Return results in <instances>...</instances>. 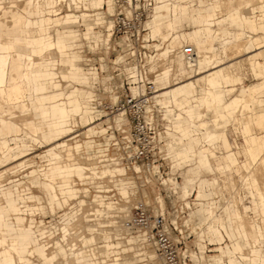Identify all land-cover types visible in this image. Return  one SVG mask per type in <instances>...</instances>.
Here are the masks:
<instances>
[{"label": "rangeland", "instance_id": "rangeland-1", "mask_svg": "<svg viewBox=\"0 0 264 264\" xmlns=\"http://www.w3.org/2000/svg\"><path fill=\"white\" fill-rule=\"evenodd\" d=\"M75 1L77 0L62 1L64 9H66V5L70 9L69 11L67 9L64 10L61 15L67 13L68 18L70 17L73 20L77 19V15L84 11L92 13L97 10L91 6L90 0L85 2L86 9L85 7L74 5L73 2ZM190 1L197 3V0ZM200 1L206 5L214 0ZM235 1L221 0L219 3L221 11L217 13V17L227 16L230 12L235 11L238 3ZM25 2L26 0H0V21L15 36L24 38L21 31L24 29L29 30L37 37L35 27L29 23L30 21L38 20L39 16L36 15V12L34 14L27 13L28 4H34V0H27V6ZM253 2L256 5L264 3V1L259 2L258 0H253ZM104 4L106 5L105 2ZM254 4L243 6L240 10L245 8V11H248L249 8L246 7L255 6ZM71 7L79 8V10L75 12L71 10ZM237 8L239 7L237 6ZM105 9V6L103 9H100L103 12L102 17L104 18V22L101 25H99L101 23L99 21L80 20L77 24L56 26L60 30H78L76 32L70 31L56 35L54 31H51L50 34L54 38L51 41L53 42L52 49L58 51L60 54L52 56L49 60L37 61L34 68L43 69L42 66L45 63H51L55 66L52 71L53 73L39 77L38 79L42 80L39 82L40 86L46 87L48 93L54 92L53 84L57 80L61 84V87L60 85L58 86L60 88L58 91H63L60 97L51 99L50 104L48 101H45V103L31 106L28 93H25L22 87L18 94L17 103L14 101L0 100V114L4 117L22 119L25 116L27 117V115L44 111L42 121H55L53 116L56 112H61V118L71 120V124L65 129L59 130L55 127L52 131L53 133H42L41 136H34L30 132L25 131V129H20L13 119L0 125V171L3 170V173L0 175V193H7L5 198L1 197L0 208H9L10 205L15 204L23 206L26 209L25 214L21 211H8L7 217L5 218L11 222L12 227L5 231V234L18 235L22 244L32 245L31 250L34 253L33 255L25 254V259L28 262L32 261L36 264H43L42 260L35 259V250L43 246L41 241L45 239L49 240V244L52 245L50 248L54 249H56V241L62 244H75L76 248L73 246L68 249V255L69 250H73L76 253L80 247L86 250L94 248L96 255L92 258L95 260V264H111L113 262L111 260L112 258H117V264H152L154 260L151 262L148 258L150 256L149 254L153 253L151 245L149 243H143V246H141L137 240L134 242L127 241L132 236L139 238L140 235H137L135 232L124 235V230L121 229V222L127 217L129 209L136 202L141 201L144 204H148L150 210L152 208L155 209L158 205L160 206L162 200L164 206L161 208L165 210L166 218L171 222L174 219L177 220V227L180 229V233L173 231L172 236L175 240L182 242V245H180L181 251H186L189 261L188 264H216L211 259V256L222 253L217 251L216 247L218 245L210 244L209 238L211 234L202 233L198 236L204 224H198V216L193 215L196 209L200 207L198 201L194 199L195 195L191 194L184 200L179 196L184 171L188 166L185 163L178 164L177 160L174 159V153L179 149V142H182L185 146L191 143L193 144L191 138L185 139L182 136V127L180 126L184 121V114L178 113L175 117L173 113H169L168 117L170 118L168 119L164 116V108L161 107L159 102H154L153 99H148L144 102L152 110L159 133L163 131L170 133L166 135L160 134L159 151L157 150L156 160L154 161L158 169L154 172L152 171L151 175L144 172L135 177L132 171L126 169L122 164L101 165L98 163L99 156L110 145V139L113 135L112 130H109L108 127L111 125L114 129L116 123L121 120V113L119 112L122 111L123 107L125 108V112H127L128 106L130 108L129 104H124L122 107L123 99L129 92L128 83L120 69L122 65L120 62L117 65H111L110 63L111 58L115 54L123 53L122 48H119V45L122 44V37L119 34L115 36L111 35L108 48L103 50V47L100 49L87 47L86 40L88 38L85 36L88 37L89 35L88 33L83 35L89 22L98 24V27L110 33L111 28L108 29L106 20L112 17L107 16ZM174 11L180 12L178 5L174 7ZM259 13V11L254 13H250L249 11V15L247 16H258ZM261 19H263L262 22L264 23V18ZM261 19L256 20L261 21ZM172 23L173 26L179 23V18L177 17V20L172 21ZM192 28L193 25L186 22L178 32L182 30L190 32ZM145 31V29L140 30V37L136 40V43L134 42L132 57L148 65L146 61L147 55L150 53V56H153L151 61L155 60V65L152 69L148 68L146 70L149 77L153 74L152 78H154V75L161 67L168 65H171L176 76L180 72H183V70H187L184 60H181L182 63L180 62L183 65L178 64V43L175 44L176 53L172 52V55L166 57L154 55L158 51L146 44L152 42L150 39L145 40L142 37ZM229 31L230 33L227 36L233 37L241 29L234 25ZM79 32L82 35L75 37V34ZM93 32L91 31V35ZM246 32L249 33L248 31ZM258 34L256 36H264V30H260ZM237 40L238 42L240 40H242L241 42H245L242 36L237 38ZM160 41L161 39H158V42ZM182 41L183 45L192 43L189 39H183ZM14 42L15 39L0 37V45L14 44ZM167 42L164 41V43ZM212 43L216 47L219 46L217 41ZM18 44L24 45L20 42ZM69 44L75 45L72 50L65 49V46ZM113 44L115 49L112 50L111 45ZM26 46L29 47V43ZM81 48H83L86 55L91 56V64L95 63V66L99 67L103 63L102 69L104 71L99 69V75H97L95 70H88L89 83H94L91 85H78L69 81L71 73H84L81 68L87 67L83 63V60H80L78 54V49L80 50ZM170 48H172V43H168L165 52L169 53ZM230 48H228L229 50L227 49L228 53H226L232 58L226 61L227 64L233 62V65L237 66L239 63L238 60L240 58L243 60L235 69L236 74L240 76V80L229 83V88L234 87V90L223 98L225 101L235 96L239 97L242 87H251L261 82L264 77V73L263 75L256 76L250 69L249 62L245 59L247 55L252 53L253 47L249 48L248 53L237 51V49L233 48L234 51ZM197 50L198 52L203 51L199 48ZM12 53H15V56L9 59L8 82H11L13 72H16L18 75L21 74L30 56H36L31 52L25 53L21 50ZM0 54H4L2 49H0ZM224 55L226 54H222L221 57L226 58L228 56ZM62 66H67L68 70H61ZM188 75L191 76L193 74L189 73ZM109 77L108 84H110V87L107 88L105 87L107 86L106 80ZM77 85L78 88L75 90ZM203 88V83L198 81L195 97H201L203 95ZM152 89L153 83L146 81L145 92L147 95L153 94L151 92ZM193 93L188 97L192 96ZM90 96L93 97L91 102L87 100ZM74 97H77L81 103L79 111L72 104L71 100ZM166 98L168 99V96ZM261 99L262 106L257 104V102L250 103L248 98H245L244 104L250 103L249 107L245 106L241 109V112L236 111L234 119L229 122L222 119L216 121L212 118V104H208L203 109L205 113L203 120L208 123V126H214L213 128L218 133H223L225 139L228 140V144L223 140H218L215 143V147L213 148L215 155L212 160L225 164L226 158L224 156L231 151L237 157V163L231 165L224 172L213 170L211 167L201 170V176L209 179L213 183L210 185V189L207 190L210 194L203 198L202 208L206 209L209 203L215 204L218 217L224 226L221 230L223 234L226 233L225 230H229V225L224 222V219L227 216H230L232 219L230 226L234 229V236H231V238L225 237V241L222 244V246H225L223 252L224 262L221 264H230L229 261L231 259L237 260V264H262L261 261L252 259L251 250L253 247L251 246V241H246L242 237L239 222L234 214V209L238 207L243 213L241 224L243 221L247 225L251 238H260L256 249H261V252H264V205L260 202L259 195L260 193L264 197V164L261 162V159H258L254 163L249 162L243 149L244 137L248 138L251 134L264 138V125H251L247 129V134L242 131L247 120L252 119L258 112L262 111L264 113V91L261 93ZM186 100L189 101L188 99ZM25 103L27 104L25 105ZM192 103L198 104V101H193ZM52 106L56 107L52 108ZM172 108L175 109V105ZM218 110H220V107H218ZM24 114L25 116H23ZM197 114L201 113L198 112ZM190 122L197 123L194 129L201 130L205 126L202 121L195 118H192ZM217 123L218 126H216ZM22 127L24 128V125ZM186 128L191 130V126L188 124H186ZM114 132L116 133L115 130ZM171 140L175 144L176 149L174 151L169 150L167 144ZM199 147L200 145L195 146L196 149ZM110 152L113 154L112 150ZM68 168L70 170H67ZM133 168L134 170L139 169L137 166ZM98 170L100 172H97ZM103 171H110L111 175L103 174ZM189 174L187 172V175ZM132 175L133 177L131 178L130 176ZM67 176L69 177L68 180L61 179V177ZM120 178H123L122 181H128L129 183L122 185L119 181ZM145 179L150 180L149 182H145ZM54 180L53 187L56 193L50 194L44 188L43 182L50 183ZM207 182L209 183V181L203 180L199 188L202 189V183ZM125 185H128V197H124L121 193L122 189H125ZM122 186L125 187L122 188ZM174 189L177 192H173ZM187 202L190 204V207H187ZM230 202L234 207L228 206ZM120 205H123L124 209H120ZM196 224H198L197 228H195ZM256 224H259L261 227L262 238L258 236L259 233L256 230ZM242 226L244 229L246 228L244 225ZM104 234L110 236L109 240L112 242L113 250H117L115 254L111 253L109 256L100 254L106 250L104 246L106 243ZM90 236L93 239L91 240L90 246H88L83 241L90 238ZM3 238L0 235V242ZM235 242L241 245V249L235 250L232 253H226V245H229L233 250V244ZM3 249L6 252L7 258L6 248ZM201 250L203 253H201ZM87 253L89 254V252ZM201 254L205 256L204 259H201ZM144 255L146 258H144ZM69 256L72 257L71 255ZM199 257L200 262H196L194 259L199 260ZM88 259H90V256ZM54 264L66 263L59 255ZM67 264L76 263L69 261ZM153 264H159L158 260L155 259Z\"/></svg>", "mask_w": 264, "mask_h": 264}, {"label": "crops", "instance_id": "crops-1", "mask_svg": "<svg viewBox=\"0 0 264 264\" xmlns=\"http://www.w3.org/2000/svg\"><path fill=\"white\" fill-rule=\"evenodd\" d=\"M61 1L62 0H57L58 4H61ZM83 1L84 0H77L76 2L83 3ZM220 1L221 0H214L213 2H210L209 4L204 5L202 4L200 0L198 1V4L190 0H164L163 2L164 4L159 5L157 7V9L165 11V13L162 16V20H159V21L154 20V21L147 22V26L151 29V35L156 38L159 37L162 40V42H157L156 49L158 50V56L163 55L165 53V51L167 50L168 43H172V47H175V43L176 42L179 43V39H180V44H181V39L182 40L189 39L192 41V43H194L197 46V48L206 50V51H212L218 47V46L217 47L214 46V44L212 43L214 41H217L218 44L220 45L222 42H225V41H238L237 38H239L240 36H242L243 39L247 38L248 36L255 37L256 35H259L258 33L260 30H264V27H263L255 32L252 30V26H251V22H252L251 20L264 18V3H260L255 6L246 7V8H249L248 11H245V8L242 11L241 10L239 11V9L236 6L235 11L230 12L227 16L219 18L217 17V13L221 11V6L219 4ZM25 3L27 6V0ZM53 4H54L53 0H52V4L50 0H34V4L29 3L27 6L28 14H34V12H36V15L39 16L38 20L30 21L29 23L31 26L35 27V33L38 35L37 37H35V35H33V33H31L29 30H24V29L21 30L24 38L15 36L10 32L7 26L2 21H0V37L15 39L14 44H1L0 49H2V52L6 53L7 50H9L10 52H17V50H21V51H24L25 53H28V52L33 53L34 55H36L33 57H36V58L42 55H45L48 52L52 53L51 57L54 55H59L60 53L54 54V51L56 50L52 49L53 42L51 41H53L54 38L50 34L51 31H54L57 35V34H63V33L70 32V31L76 32L77 30H73V29L60 30L58 27H56L57 25L77 24L80 22V20L99 21L101 22L99 25H101L104 22L103 20L104 18L102 17L103 12L100 11V9L104 5V0H90L91 6L97 10L92 13L84 11L83 13H80L77 15L78 17L77 19H73V20L70 19V17L68 18L67 13L65 15H61L63 10L59 12H53L51 13V15L50 14L44 15L45 9L47 7H52ZM164 5H168L167 8L163 7ZM177 5L180 8V12L174 11V7ZM83 6L86 9L85 2ZM113 11H114L113 6L111 4H107V9L105 12L111 14L113 13ZM197 11H202L204 13L210 14L215 22L214 25L208 27V29H210V33L207 36V38L203 39L199 43L195 41L192 35L193 29L198 25L197 24V20H198ZM249 11L250 13H254L258 11L260 13L258 16H255V15L247 16L249 15ZM177 17L179 18V23H176V25L173 26L172 21H176ZM60 20H62V22H60ZM170 21H171V25L169 29L168 24ZM106 22H107L108 29H110L112 27V19L109 18L106 20ZM186 22L193 25L192 30L190 32H185L183 30L181 32H178L179 29H181V27ZM99 25L89 22V24L87 25L88 28L86 27V32L84 34L86 33L89 34L91 29ZM234 25L238 26L241 29V31H239L233 37H228L227 35L230 33L229 29ZM246 31H248L249 33H247ZM77 35L80 36L79 33L78 34L76 33L75 37H77ZM164 41H168V42L164 43ZM19 42L24 45H19L18 44ZM28 43H29V47L26 46V44ZM73 46L75 45L69 44L65 46V49L72 50ZM250 47H253L254 51L252 50V53L247 55L245 59L249 58L250 69L256 76L263 75L264 73V57H263L264 50L263 49L264 48L261 49V57L252 59V57L255 54V50H257L252 44L248 45L244 53H248ZM231 58L232 57L228 55V57H226L221 63L211 68H208L207 65L205 64L199 65L200 70H201L200 74L193 73L192 71L193 69L189 68L187 70H183V72H180L178 76H176L171 65L163 66V68L160 69L159 71L168 72V76L157 82V88L160 90L159 92L161 96L160 99L166 103H170L172 106L175 105L176 107L175 109L174 108L167 109L164 112L165 113L164 116H166V118L169 119L170 117H168L169 116L168 114L172 113V110L176 111L177 113H180V110L183 109V107L185 108L189 104L192 106L197 105L199 107H203V109L208 104H212L213 105V108L211 110L212 118L215 119L216 121H218V119H222V120H225L226 122H229L232 119H234L236 111L241 112L242 111L241 109H243L245 106L249 107L250 103L257 102V104L262 106L261 93H263L264 91V77L261 82L251 87H248V88L242 87L240 90L239 97L235 96L226 101L223 99L226 95L233 92L234 90V87L229 88V83L240 80V76L236 74L235 69L237 66H239L242 63L243 59L240 58L238 60L239 62L238 65L235 66L233 65V62H230L228 64L226 63V61H228ZM49 59H46V60H49ZM80 60H82L81 56H80ZM180 62L182 63L181 58H178V64L183 65ZM45 64L49 65V67H44V64H43L42 66L43 69H35L33 65V69L40 70V71H44V70L47 71V69L54 70L55 66L53 64L51 63H45ZM64 67L65 66H62L61 70ZM81 70L84 71V74L88 75V70H94V69H86L82 67ZM206 71L212 73L213 80H214V87L207 86L206 80L204 79V74L206 73ZM189 73H192L193 75L190 76L188 75ZM198 81H201L204 85V88H203L204 93L201 97H195ZM81 84L91 85L94 83H89L88 81L87 83H79L78 85H81ZM78 85L75 88H78ZM60 87H61V84H60ZM185 88H189L191 91L194 90L193 95L188 98H185L183 94L181 93V90ZM167 96H168V99L166 98ZM245 98H248L250 103L244 104ZM92 99L93 97L90 96L89 99L87 100H90L91 102ZM186 99H188L190 102L187 101ZM193 101L194 102L198 101V104H193L192 103ZM218 107H220V110H218ZM181 114L185 115L184 121L182 123L185 125V131H184L185 135L184 136L182 135V136L185 137V139L191 138V141H193V144L191 143L185 146V144H183L182 142H179L180 144L178 145L179 152L175 151L176 153H174V159L177 160L178 164L185 163L188 166V168L184 171V177H183L182 184L180 186L179 196H181V198L184 200L191 194L195 195L194 199L198 201V204L200 207L196 209L193 215L198 216V220H199V222L197 220L198 224L199 223L204 224V226L200 229L198 236L201 235L202 233H209L210 231V234H211V237L209 238L210 244L218 245L216 247L217 251H220V253H222L220 255H212L211 259H213V261L216 264H221L224 262L223 252H224L225 246H222V244L225 241V237L231 238V236H234V229L230 226L232 219L230 218V216H227L224 219V222L227 225H229V230H225L226 233L223 234L221 230H222V227L224 228V226L221 223L220 218L218 217L217 207L215 206V204L209 203L208 204L209 208L208 206L206 209L202 208L203 198L206 195L210 194L209 192H207V190L210 189V185L213 183L209 179L201 176V170L211 167L213 170H220L221 172H224L231 165L237 163V157L235 153L231 151L224 156L226 158L225 164L215 162V160H212V158H214V155H215L213 151V148L215 147V143L218 140H223L225 143L228 144V140L225 139L224 134L218 133L213 128L214 126L213 127L208 126V123L203 120V116L205 115L204 110H203V113L201 114H197V113H181ZM192 118L202 121L205 124L204 128H202L201 130L194 129L197 123L190 122ZM186 124L191 126V130L186 128ZM251 125H257V126L264 125V113H262V111L256 113L252 119L247 120V122H245L244 124L242 131L245 134H247L248 133L247 129H249ZM216 126H218V123L216 124ZM206 127H209L212 129L213 133L218 138L217 141H213L212 143L207 142L208 138L205 133ZM162 134L166 135L170 133L168 131H164L162 132ZM167 144L169 146V150L174 151L176 149L174 146L175 144H173L172 140L169 141ZM196 145H200V147L196 149L195 148ZM206 145L207 147H205ZM188 148L192 149L193 153H190L188 151ZM243 149H244L245 155H247L249 159V162L251 163L256 162L258 159H261L264 153V138L259 135H251V134L249 135L248 138L244 137V148ZM97 172H100V170H98ZM106 172L103 171V174H108L109 176L111 175L110 171H106ZM187 172H189L195 178L193 182L188 181ZM122 180L123 178L119 179L122 185L129 183L128 181H122ZM203 180L209 181V184L202 183V189H200L199 186ZM124 187L122 186V188ZM186 189L188 190L187 195L184 194ZM173 192H177V190L174 189ZM121 193L124 197H128L129 195L128 185L125 187L124 190L122 189ZM259 195H260V202L264 205V197L260 193ZM186 205L187 207H190V204L188 202L186 203ZM160 206L161 207L164 206V203L162 200H161ZM210 206H214L216 215L218 217V222L215 224H210V218L208 214V210L210 209ZM228 206L234 207L233 204H231V202L228 203ZM119 208L124 209V206L120 205ZM237 209L238 208L234 209L235 218L239 222V226H240L239 229H240L242 237L246 241H249V240L251 241V246L253 247V249L251 250L252 252L251 255L253 257L252 259L259 260L262 262V264H264V252H261V249H256V246L260 238L250 237L247 225L243 221L241 224V221H239V219L237 218V215H236ZM10 210L21 211L24 214L26 211V209L23 206H18L15 204L10 205L9 208H2V209L0 208V235L4 238L14 237L17 239L16 245L14 246V252L16 253L18 257L19 264H36L32 261L28 262L25 259V254L33 255L34 251L31 250L32 245L22 244L20 242V237L18 235L5 234V231H7L10 227H12L11 222H9L8 219L5 218L7 217L8 211ZM173 222L177 224L176 219H174ZM198 224L195 225V228H197ZM242 225H244L246 228L244 229ZM256 230L259 233L258 236L262 238V235H261L262 230L259 224H256ZM90 238L84 240L83 241L84 244H87L88 246H90V243L92 242L91 240L93 237L90 236ZM109 239H110V236L107 234H104V240L106 242L104 246L106 247V250L104 252H101L100 254H105L109 256L111 253L115 254V252L117 251V250L116 251L113 250L112 242H110ZM135 240H137V238L135 236H132L127 241L134 242ZM41 242L43 243V246L35 250L36 251L35 259L39 261L42 260L43 264H54L55 260L60 255L66 264L69 263V261H71V258L68 255L67 251L73 246L75 247V244L74 245H70L69 243L62 244L56 241L55 242L56 249H54V248H50L52 245L49 244V240L45 239V240H42ZM240 249H241V245L238 242H235L233 244V250L230 248L229 245H226V253H232L235 250H240ZM87 252H89V254ZM201 253H203L202 250H201ZM95 255L96 253L94 252V248H89L88 250H86L80 247L78 248L76 253H74L73 260L76 264H95V260L93 259ZM89 256H90V259H88ZM204 258L205 256L201 254V259H204ZM111 260L113 261L111 264H117V261H116L117 258H112ZM229 262L230 264H237V260L235 259H231ZM0 264H8V261L6 258V252L3 248L0 249Z\"/></svg>", "mask_w": 264, "mask_h": 264}, {"label": "bare ground", "instance_id": "bare-ground-1", "mask_svg": "<svg viewBox=\"0 0 264 264\" xmlns=\"http://www.w3.org/2000/svg\"><path fill=\"white\" fill-rule=\"evenodd\" d=\"M62 1H64V0H62ZM62 1H61V4H58L57 0H53V2H54L53 6L47 7L45 9V13L51 14L53 12H59L62 10L64 11L66 9H67V11H69L70 7L66 5L65 6L66 9H64V5H63ZM87 1L88 0H84L83 3H79V2L75 1L73 3H74V5L76 4L80 7H84L83 6L84 2H87ZM258 1L263 2L264 0H258ZM50 2L52 4V0H50ZM104 2L106 3V5L104 4L101 9H103L104 6L107 9V4L109 3L113 6V8L115 10V5L113 4L112 0H104ZM163 2H164V0H153V2L151 3V5L149 6V8L147 10L146 17L144 18L143 23H142V28L146 30L145 33L142 34V37H144L145 40H149V39L151 40L152 43H146V44L150 45L154 50H157L156 49L157 42H158V39H161V38H159V37L156 38V37H153L151 35V29L147 26V22L148 21H154V20L155 21L162 20V16L165 13V11L159 10V9H157V7H158V5L162 4ZM235 2H238L237 6L239 7L238 8L239 11H240V8H242L243 6H249V5H252L255 3V2H253V0H236ZM250 2H252V4H250ZM196 4H198V0H197ZM254 5H256V3ZM72 6H73V4H72ZM167 6L168 5H164L163 7L167 8ZM170 7H171V5H170ZM106 9H105V11H106ZM71 10L76 12L77 10H79V8L71 7ZM241 11H242V9H241ZM105 13L107 14V16L112 17V15H111L112 13L111 14H109L107 12H105ZM197 19H198L197 20L198 26H197V28H195L192 31V35H193V38L195 39V41L199 43L203 39L207 38V36L210 33V29H208V27L214 25L215 22H214V20L210 14L204 13L202 11H197ZM262 20L263 19H261V21L255 19V20H251L252 22L250 21L253 31H258L259 29L264 27V23L262 22ZM170 25H171V21L168 24L169 29H170ZM87 28H88V26H87ZM91 31H94L92 33V35H91ZM85 32H83V35H85L84 34ZM79 34L82 35L80 32H79ZM88 35H89L88 37L85 36L86 38L89 39V40L88 39L86 40L87 47L98 49L100 46H102L103 50L108 48L109 40L111 38V33H107L106 31L102 30L100 27L95 26L93 29L90 30V33ZM249 37H247V39L245 38V40L243 39L245 42H241L242 40H240L239 42L238 41L237 42L225 41V42H222L218 46L219 48L217 47L216 49H214L212 51L203 50L201 52H198L197 47L195 46L194 43H186L183 45L182 39H181V44H180V39H179V43L176 42L179 44V47L177 49L178 58H181V60L185 61V67L187 69L191 68V69H193L192 70L193 73L200 74L201 70H200L199 65L205 64V65H207L208 68L215 67L216 65H218L219 63H221L224 60L225 57L222 58L221 57L222 54L229 55V54H227L228 53L227 49L229 47H231L232 49L235 48V49H237V51L239 50V51L245 52L248 45L252 44L255 47V49H257V50H255V54L252 57V59H256V58L261 57V49L264 48V43H263L264 36H255V37L249 36ZM154 41H156V42H154ZM160 42H162V40ZM185 45H189L191 47V49H192L191 53L186 54L183 52V47ZM172 52L176 53L175 47L170 48L169 53L165 52L163 55H159V56L166 57V56L172 55ZM54 54H59V52L54 51ZM78 54L80 56L82 55L81 59L83 60V63L85 65H87L86 69H94L95 72H97V75H99V71H98L99 69L104 71L102 69L103 63H101L99 67L95 66V64H91L92 58L90 56L86 55V53L83 51V48H81L80 50L78 49ZM51 55H52V53L48 52L47 54L42 55V56L37 57V58L30 56L28 58L26 64H25L24 69L22 70L21 74L18 75L16 72H13L12 73L13 74L12 80H11V82H8L7 73H8L9 59L13 58L15 56V53H12L9 50H7L6 53L0 54V100L14 101L15 103H17L18 94L21 91L22 87L24 88L25 93H28L31 106L36 105V104H42L43 102L45 103V101H48V103L50 104L51 99H57L58 97H60L63 94V91H58L60 89V88H58V86L60 84L57 80L54 81V83H55V84H53V88H54L53 91L54 92H52V93H48L46 87L40 86V83H39L42 81L41 79H38L39 77L50 75L51 73H53L52 72L53 70L47 69V71L46 70L40 71V70H34L33 69V65L35 62L45 61L46 59H49L51 57ZM154 55H158V52L155 53ZM226 55H224V56H226ZM124 56H125V53H122V54L117 53V54H115V56H113L111 58L110 63H111V65H117V63L120 62V64L122 65L120 67V69L123 72V75L126 79V82L128 83L129 92L131 94H135L136 92H141L143 94V97L145 98L144 101H142V110L145 114L146 119L147 120L150 119L149 121L152 120L151 122L154 125V136H153V148H154L153 153H154V155H153L152 160L149 161L147 164H145V163L140 164L137 162L125 163L124 161H120L119 156H117V154H116L117 153L115 150L116 146L113 144L114 143L113 141H115L118 138L117 137L118 133H120V134L126 133L128 130V127H129L128 123L126 121L125 114H124L125 112L122 109V111L119 112V113H121V115H120L121 120L116 123V126H114V129L111 125L108 127L109 130H112L113 135H112V138L110 139V145L99 156V158H98L99 162L98 163L101 165L102 164H122L123 166L126 167V169H128V170L130 169L132 171V174L135 177H137L138 174H141L144 172H146L148 175H151L152 171L154 172L158 169V167H156V164L154 163V161L156 160L157 150L159 149V147H158V144L160 142L159 135L162 134V132L159 133L157 126H156V122L154 121V118H153L152 110L150 109L149 106H147L148 104H144V102H146L148 99H153L154 102H159L161 107L164 108V111H166L167 109H172V105L170 103H166L160 99L161 98V96L159 94L160 90L157 88V82L159 80L167 77L168 72L158 71L154 75V78H152L153 74H151V77L148 76V74L146 73V70H148V68L152 69L155 65L154 64L155 60L151 61L153 59V56H150V53L147 55V58H146L148 65L144 64L143 61L140 62V61L136 60L135 58H134L135 60L130 61L128 63H125L124 62L125 61ZM87 57H89V58L87 59ZM226 57H228V56H226ZM167 58H169V57H167ZM246 60L248 62L250 61L249 58H247ZM44 67H49V65L44 64ZM162 68L163 67H161L160 69H162ZM62 70L67 71L68 67L65 66L64 68H62ZM109 79H110V77L107 78V80H106L107 86H105V87H107V88L110 87V84H108ZM204 79L206 80L208 87L209 86L214 87V80H213L212 73L206 71V73L204 74ZM69 80L72 81L73 83H76V84L87 83L89 81V76L84 74V73H71ZM146 81L147 82L151 81L153 83V89L151 90V92L153 93L152 95H150V94L147 95V93L145 92V82ZM55 90H57V91H55ZM75 90H77V88H75ZM193 92H194V90L191 91L189 88H185V89L181 90V93L183 94V96L185 98L188 97ZM71 101H72V104L74 105V107L79 111L80 105H81L79 99L77 97H74ZM26 104L27 103H25V105ZM23 105H24V103H23ZM53 107H56V106H52V108ZM198 112L203 113V107H199L197 105L192 106L189 104L185 108L183 107V109L180 110V113H198ZM172 113L175 116H177V114H178L174 110H172ZM23 116H25V114ZM43 116H44V111H39L35 114L33 113V115H27V117L25 116L22 119H17V118L14 119V117H4L0 114V125H3V123L9 121L10 119H13V121L17 124V126L20 127V129H25V131L30 132L34 136L35 135L41 136L42 133L52 132L55 127H56V129L63 130L69 124H71V120L61 118V112H59V113L56 112L54 114L53 119H55V121H53V120L52 121H42L41 119ZM125 123L127 124L126 126H125ZM22 125H24V128L23 127L21 128ZM175 127H176V125H175ZM180 127H182V135L184 136L185 135V132H184L185 131V125L182 124ZM114 130L116 131V133L114 132ZM205 133H206L207 138H208V141H207L208 143H212L213 141H217L218 138L213 133L211 128L206 127ZM3 147H4V145H3ZM111 150H112L113 154H111V152H110ZM188 151L190 153H193L192 149L188 148ZM261 162H263V164H264V154L261 157ZM134 166H137L139 169L134 170V168H133ZM69 168L67 170H70ZM2 173H3V170L0 171V175ZM133 175L130 177L132 178ZM61 179H67L68 180L69 177L68 176L67 177H61ZM187 179H188V181L193 182L195 178L191 174H189ZM145 180H146L145 182H149L150 179H145ZM163 182H165V180H163ZM54 183H55V180L50 182V183L43 182L44 188H46L50 194L56 193L54 190V187H53ZM184 194L185 195L188 194L187 189L185 190ZM6 195H7V193H0V200H1V197L5 198ZM145 205H147V208H148V204H145ZM132 207L129 209V214L127 215V217H125L121 222V229L124 230V233H125L124 235L131 234L132 232H135V233H137V235H140L139 238L137 237V241H138L139 245L143 246V243H149L151 245V247L153 248V253H150L149 254L150 256H148L149 261L152 262L153 260L155 261V259H157L159 264H162L161 257L158 254L152 239L148 238L146 232L141 230V229L131 228V227H127L124 225V220L126 218H128L132 212ZM208 208H209V206H208ZM214 209H215L214 206H210V209L208 210V214H209V218H210V224H215L218 222V217H217ZM149 213L151 215L161 214L163 216V222H162L163 227L166 230H167V228L170 229L169 232H170L171 236H172L173 231H177L178 233H180V229L177 227V224H175L173 221L172 222L169 221L166 218L165 210L162 209L161 206L158 205V207H156L155 209H153V208L150 209ZM236 215H237V218L239 219V221L243 220L242 212H240L238 209L236 211ZM172 225L175 227L174 230L172 229ZM209 233H210V231H209ZM16 242H17L16 238L8 237V238H3L1 243H0V247L6 248L8 264H19L18 257L16 255V253L14 252V246L16 245ZM179 242H180L179 245H182V242L181 241H179ZM178 252H179L180 256H185L188 258L186 251L185 250L181 251V246L178 247ZM69 255L72 256V257H70L71 262L75 263L73 260L74 251L69 250ZM144 258H146L145 255H144ZM194 260L196 262H200V257H199V260H197V259H194ZM154 261L152 262V264L154 263Z\"/></svg>", "mask_w": 264, "mask_h": 264}, {"label": "built area", "instance_id": "built-area-1", "mask_svg": "<svg viewBox=\"0 0 264 264\" xmlns=\"http://www.w3.org/2000/svg\"><path fill=\"white\" fill-rule=\"evenodd\" d=\"M112 1L115 5V10L111 14L112 28L110 29V33L113 36L119 34L122 37V44L119 45V48H122L123 53H125L124 62L128 63L135 60L132 57L134 42L136 43V40L140 37L139 32L143 30V20L153 0ZM114 47V44L111 45L112 50L115 49ZM183 52L189 54L192 52V49L189 45H185ZM144 99L141 92H136L135 94L129 92L122 102V107L124 104L130 105L127 112H125V108L123 107L129 127L126 133L117 134L118 138L113 141V144L116 146V154L119 156L120 161H124L125 163L137 162L147 164L152 160L154 155V125L151 122L152 120L146 119L142 110V101ZM148 209L147 205L143 202H136L132 207L130 216L124 220V225L146 232L148 238L152 239L161 257L162 264H188L187 257L179 255L178 247L180 246V242L170 235V229L167 228L166 230L163 227V216L161 214L151 215ZM172 229H175L173 225Z\"/></svg>", "mask_w": 264, "mask_h": 264}]
</instances>
